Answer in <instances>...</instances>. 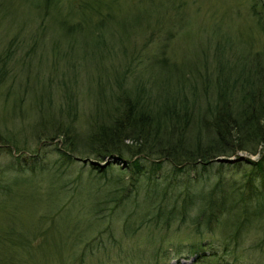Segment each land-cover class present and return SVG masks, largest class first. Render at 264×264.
Instances as JSON below:
<instances>
[{
  "label": "rangeland",
  "instance_id": "obj_1",
  "mask_svg": "<svg viewBox=\"0 0 264 264\" xmlns=\"http://www.w3.org/2000/svg\"><path fill=\"white\" fill-rule=\"evenodd\" d=\"M60 1L62 14L71 10L69 28L60 26L52 8L0 0V55L9 51L0 62V140L11 145L0 146V170L17 155L13 147L33 149L40 136L60 133L67 125L85 129L128 99L138 98L151 114L172 99L178 106L183 101L196 123L216 100L218 80L239 82L264 66V12L258 21L251 11L253 2L262 11L264 0H101L109 6L88 21L79 14L82 0ZM44 149L49 159L56 156ZM225 164L223 171L230 169ZM162 165L156 172L164 181L160 190L183 188L176 185L187 170L169 175L171 166ZM89 166L75 159L68 167L81 180L79 191L55 197L51 187L42 190L36 179H28L16 181L0 197V233L6 236L0 235V264H175L166 252L169 245H188L193 230L174 218L169 227L151 221L125 233L123 214L117 216L108 205L97 210L95 198L87 196L88 187L103 181L90 174ZM112 168L107 175L116 172ZM189 173L190 178L197 175ZM142 196L141 191L137 200ZM134 197L127 198L126 208H132ZM41 228L42 235L37 234ZM220 235L216 230L215 242ZM11 237L21 243L34 239L33 246L8 245ZM239 238L236 254L241 258L234 264H264V248L256 246L258 228Z\"/></svg>",
  "mask_w": 264,
  "mask_h": 264
},
{
  "label": "trees",
  "instance_id": "obj_2",
  "mask_svg": "<svg viewBox=\"0 0 264 264\" xmlns=\"http://www.w3.org/2000/svg\"><path fill=\"white\" fill-rule=\"evenodd\" d=\"M29 1L39 8H52L49 12H56L51 14L61 27L72 26L69 25L71 10L62 14L60 0ZM82 1L79 14L84 21L99 16L97 13L109 6L101 0ZM68 2L69 7H74L72 1ZM251 11L259 21L264 9L258 11L253 2ZM8 53L4 51L0 55V62ZM250 72L252 78L244 76L239 82H229L227 78L218 80L216 100L209 103L196 123L188 115L187 107H182L183 101L178 106L172 99L171 103L161 105L160 112L151 114L135 98L116 104L103 119L90 122L85 129L67 125L60 133L40 136V146L33 149L13 147L17 155L11 156L4 170H0V197L5 198L16 181L28 179H36L42 190L51 187L55 197L61 191L80 190L81 180L68 171L69 165L79 159L90 165V174L103 179L86 189L87 196L96 199L92 204L97 210L108 205L117 216L123 214L125 233H133L137 225L146 222L162 221L169 227L174 218L180 219L179 226H189L195 237L188 245L180 242L169 245L166 252L171 253L170 258H176L175 264H234L241 258L236 254L240 234L258 228L261 239L256 246L264 248V152L261 150L264 147V66H256ZM55 139L59 145L53 143ZM0 146L11 145L2 138ZM45 146L53 150L54 158L47 157ZM239 152L258 155V158H239ZM222 156H231L234 160L227 164L217 161ZM213 161L218 162L216 167ZM165 163L171 166L169 175L187 170L186 179L176 185L183 188L169 192L164 186L160 190L164 181L158 180L157 174ZM224 164L230 169L223 171ZM243 165L249 170L240 169ZM111 167L116 172L107 175ZM191 170L198 176L190 175V178ZM140 180L148 186H141ZM141 191L143 200L139 201L137 196ZM130 195L135 196V201L131 199L133 206L129 209L125 203ZM43 230L37 234L42 235ZM216 230L221 234L217 242ZM0 235L1 239L6 238L4 231ZM33 241L25 239L21 243L20 238L19 241L12 238L8 245L33 246ZM180 257L190 261L180 262Z\"/></svg>",
  "mask_w": 264,
  "mask_h": 264
},
{
  "label": "water",
  "instance_id": "obj_3",
  "mask_svg": "<svg viewBox=\"0 0 264 264\" xmlns=\"http://www.w3.org/2000/svg\"><path fill=\"white\" fill-rule=\"evenodd\" d=\"M243 156L242 155H240V157L239 158H242ZM217 159V161H224V162H227V161H232V160H234L233 159V157H218V158H216ZM84 160V159H83Z\"/></svg>",
  "mask_w": 264,
  "mask_h": 264
}]
</instances>
